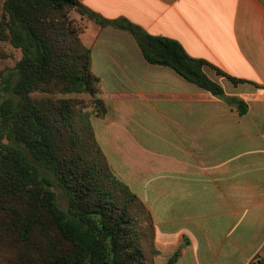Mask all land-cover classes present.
Segmentation results:
<instances>
[{"label":"crops","instance_id":"0c3cea01","mask_svg":"<svg viewBox=\"0 0 264 264\" xmlns=\"http://www.w3.org/2000/svg\"><path fill=\"white\" fill-rule=\"evenodd\" d=\"M108 21L177 41L244 114L148 63L127 31L86 16L82 42L106 106L95 137L148 207L165 264L264 261V0H78ZM244 82L233 84L215 69ZM227 87V90L224 88ZM96 127V128H95Z\"/></svg>","mask_w":264,"mask_h":264},{"label":"trees","instance_id":"16d2710c","mask_svg":"<svg viewBox=\"0 0 264 264\" xmlns=\"http://www.w3.org/2000/svg\"><path fill=\"white\" fill-rule=\"evenodd\" d=\"M72 11L129 32L148 63L174 70L240 114L247 110L207 77L206 61L173 39L105 20L78 0H4L0 42L21 56L0 70V264H154L144 246L148 238L159 253L150 210L117 177L95 137L92 118H103L106 106ZM186 244L165 264H175Z\"/></svg>","mask_w":264,"mask_h":264},{"label":"rangeland","instance_id":"374dc122","mask_svg":"<svg viewBox=\"0 0 264 264\" xmlns=\"http://www.w3.org/2000/svg\"><path fill=\"white\" fill-rule=\"evenodd\" d=\"M3 1L4 0H0V15L2 13V4H3ZM70 17L74 20V23L79 28L80 36H81L82 30L85 27L84 26L85 25V23H84L85 21L82 18H80L79 15L75 11H72L70 13ZM0 51L3 52L6 55V58L0 59V70L7 69V68H12L14 66L15 62L21 56V53H20L19 50L14 49L7 42H3V41L0 42ZM224 88L227 90V87L226 86H224ZM96 123H97V118L93 117L92 118V124H94V126H95ZM117 177L120 178L119 175H117ZM150 244H151L150 239L146 238L145 241H144V246H146V250L148 252V256H151L152 257V259L154 261V264H159L156 261V257L160 254V251H159L158 254H155L154 247H151Z\"/></svg>","mask_w":264,"mask_h":264}]
</instances>
